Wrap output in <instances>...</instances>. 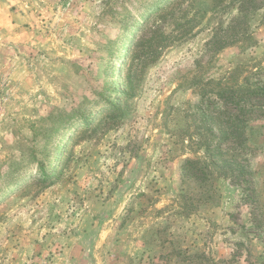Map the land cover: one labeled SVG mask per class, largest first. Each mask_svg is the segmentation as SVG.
<instances>
[{
    "label": "rangeland",
    "instance_id": "374dc122",
    "mask_svg": "<svg viewBox=\"0 0 264 264\" xmlns=\"http://www.w3.org/2000/svg\"><path fill=\"white\" fill-rule=\"evenodd\" d=\"M0 264H264V0H0Z\"/></svg>",
    "mask_w": 264,
    "mask_h": 264
},
{
    "label": "bare ground",
    "instance_id": "6f19581e",
    "mask_svg": "<svg viewBox=\"0 0 264 264\" xmlns=\"http://www.w3.org/2000/svg\"><path fill=\"white\" fill-rule=\"evenodd\" d=\"M154 7V6H153ZM136 26V25H135ZM134 27V26H133ZM136 27H138V26H136ZM131 29V28H130ZM131 31V30H130ZM128 32L126 35H127V37H125V39H127V43L130 41V39H131V37H132V33L131 32ZM125 50H127L126 49V45H124V46H122L119 50H118V55H117V57H118V59H120V62H119V64L121 63V61L123 60L124 61V52H125ZM119 64H118V62H117V65L114 67V69H113V74H117L118 72H119ZM73 124V123H72ZM71 124V125H72ZM75 125V124H74ZM75 128V127H74ZM67 131H69V132H67ZM65 133V132H64ZM66 136H65V138H67V137H69V136H71V134L73 133V126H69V128H67L66 129ZM69 139V138H68ZM57 157V156H56ZM54 159V158H53ZM22 184H23V182H22ZM14 183H12L10 186H9V190H11L12 191V189L14 188Z\"/></svg>",
    "mask_w": 264,
    "mask_h": 264
},
{
    "label": "trees",
    "instance_id": "16d2710c",
    "mask_svg": "<svg viewBox=\"0 0 264 264\" xmlns=\"http://www.w3.org/2000/svg\"><path fill=\"white\" fill-rule=\"evenodd\" d=\"M247 92L249 93V94H252L254 91H250V90H247ZM221 95H223V93L222 94H220V96ZM241 136V133H238L237 135L233 132V134H228V136H226V137H230V138H238V137H240ZM206 150H207V152H210V147H206ZM222 153V152H221ZM221 155H223V154H221ZM195 162H191V161H187V165L188 166H190V167H193V166H195Z\"/></svg>",
    "mask_w": 264,
    "mask_h": 264
}]
</instances>
